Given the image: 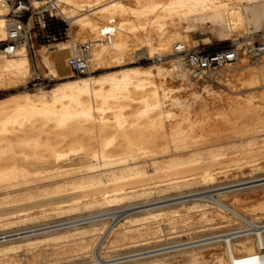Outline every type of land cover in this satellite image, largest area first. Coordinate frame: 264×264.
Here are the masks:
<instances>
[{
    "label": "bare ground",
    "instance_id": "1",
    "mask_svg": "<svg viewBox=\"0 0 264 264\" xmlns=\"http://www.w3.org/2000/svg\"><path fill=\"white\" fill-rule=\"evenodd\" d=\"M0 7L6 6L0 4ZM56 8L64 18L74 24L77 37L87 36L92 42L90 64L94 66L108 58L118 60L124 55L133 54L141 47L150 55L169 53L177 43L191 49L188 47L191 39L188 32L197 25L208 23L210 27L217 29V36L223 39H236L247 23L264 28V0H56ZM6 11L0 8V40L5 34ZM201 41L208 42L209 39L202 38ZM55 48L54 52L60 53L68 48V43L59 42ZM13 56L9 58L3 53L0 54V88L4 85L14 87L13 83L22 77L24 79L29 71L24 45L18 48ZM42 60L58 79L69 76L62 74L66 68V59L65 63L59 62L57 65L53 63L51 54L43 52ZM239 63L237 60V66L233 67L241 68ZM169 65L182 67L180 59H172ZM166 72L161 66L130 67L121 70L120 74L78 77L59 82L61 84L58 83L51 89L22 92L9 100H0V188L29 182L32 180L30 175L37 171V166L50 164L57 165L58 168L55 173L52 172L53 175L73 177L67 182L70 188H86L82 191L63 193L65 184H57L34 193L26 191L20 194L18 191L17 194L10 195L8 191L1 199L3 202H16L20 198L29 200L21 208L16 205L8 209L3 208L0 216L35 207L43 212L42 207L45 205H54V209L65 207L74 211L80 204L89 206L100 202L108 203L126 198L127 194L144 192L147 182L141 178L144 170L140 163L146 160L164 169V177L176 175L156 182L171 179L186 182L198 178L207 181L213 178L219 171L214 168L218 162L216 150H207L206 159L201 163L192 155L185 156L186 158L176 156L179 151L185 149L195 150L208 140L209 131L219 130L216 125L210 126L208 107L206 110L209 101L203 96L205 92L209 95L212 90L208 84H202L201 91L195 89L187 96L181 97L166 85ZM223 77H227L231 82L241 81L250 85L260 80L264 86V66L258 70L247 68L228 72ZM240 98L227 100L215 115L221 119L220 122L224 126L238 134L261 133L264 131V91L259 92L257 96L249 94ZM215 104L212 103V108ZM224 136L225 134H217L214 138L222 139ZM71 156H75L77 161L71 163L70 168L60 170L63 162L69 161ZM164 156L168 158L159 160ZM262 179L264 177L252 178L230 186ZM215 193L219 194L220 191ZM40 195L46 196L42 199L35 198ZM213 195L214 193H209L204 198L218 209L238 217L247 226L225 234L185 241L177 246L169 245L165 247L167 252L198 246L205 248L213 243L223 242L225 252L209 254V259L200 252L188 250L186 264H204L208 260L209 264H264V224L254 222ZM256 197H251L247 202L245 200L242 207L264 210V198ZM182 201L185 200L144 204L147 206L134 212L140 211L150 215L153 209L173 203L179 204ZM44 213L46 214L45 211ZM129 213L131 212L121 210L75 217V221L73 219L66 227L61 228L67 229L65 232L26 240L23 245L36 246L67 237L75 238L84 230L68 229L78 228L80 223L96 225L89 229L97 230L96 221L105 219L106 215L110 214L115 220ZM170 213L172 214V211ZM13 222L7 221L1 225ZM110 227L112 226L107 229ZM25 230L28 232L20 237L28 238L50 229L35 226ZM251 236L254 244L250 241ZM20 245L21 243L1 246L0 264H8L2 260H8ZM259 248L262 251H259ZM151 251L154 250L105 259L98 255L95 246L93 264L122 263L165 252L160 250L150 253ZM156 263L155 260H147L134 264Z\"/></svg>",
    "mask_w": 264,
    "mask_h": 264
},
{
    "label": "rangeland",
    "instance_id": "2",
    "mask_svg": "<svg viewBox=\"0 0 264 264\" xmlns=\"http://www.w3.org/2000/svg\"><path fill=\"white\" fill-rule=\"evenodd\" d=\"M235 5L239 6L237 3H235ZM0 8L6 11V7ZM52 13L53 15H56V18L53 19L62 25L61 31L57 32L54 38H47L44 32L40 33L37 30H35V34L32 33L31 41L25 46L26 56L29 63V71L24 79L22 77L20 79L21 81L18 80L19 82L16 81L13 83L14 87L9 88L7 87L8 85L1 87L0 100H9L18 96L22 92H37L39 90L51 89L52 87L58 85L59 82L62 83L66 80L78 77L120 74L121 70L130 67L149 68L161 66L163 70H167L165 74V81L167 82L166 85L169 86V88H172V91L174 90V93L181 97L187 96L192 90H200V86H202V84H208L211 88L213 93L209 92L208 95V93L205 92L203 96H205V99L209 101L208 105H206V110L207 107L208 110H211L212 103L213 105L216 103L211 110L212 112L208 110L207 112L211 117H209L210 126L214 127L216 125L215 127L219 130L217 132L209 131L208 140L199 145V147L195 150L186 151L185 149L184 151H179L176 156L186 158L192 155L198 158V161L201 163L206 159L207 150L214 149L218 154V162L214 165V168H216L215 171H219L216 172L213 178L207 181H202L198 178L196 180L186 182H176L177 179H171L166 182H156L167 177H175L176 175H168L167 177H164V169H160L156 165L151 164V161L146 160L140 163L141 168L144 170V174L141 178H144L146 180L144 181L147 182V184L144 185L146 187L144 191L145 193L135 192L133 194H127L128 197L126 198L108 203H95L97 205L92 204L85 206L80 204L74 211L67 210L65 207L61 209H54V205H49L50 207L45 205L42 208H44L46 214L44 211H40V208L35 207L26 211L16 212L12 215L7 214L0 216V233H5L10 231H21L27 228L30 229L35 226L40 227L41 225L51 224L56 221L72 219L75 217L79 218L80 216L85 217L94 214L96 215L98 213L100 214L121 210L131 212L124 217L115 219L114 221H112V217L109 216L110 214L106 215L105 219L96 221L95 223L97 224L99 230H90L89 228L96 225H87L88 223H80L77 225L80 227L75 229L69 227L71 228L68 229L70 231L84 230L79 236H75V238L67 237L54 242H49L47 244L43 242V244L40 243L36 246L23 245L26 240L65 232L67 229L64 228V230L57 229V231L56 229H50L47 231L48 234L47 232H44L28 238L19 237L18 239L15 238L6 242H1L0 247L9 244L21 243L20 247L17 248V251L13 253L11 257L7 258L8 260L3 259V262L6 261L8 264H89L95 260V246H97V252L100 257L109 259L139 253L146 250L150 251V249L159 248L176 242L183 243L193 239L225 234L247 226L246 223L238 217L236 218L234 215L218 209V207H216L212 202L204 198V196L209 193H214V198L221 200L229 206H233L244 216L253 219L254 222L264 223V210H250L249 208L242 207L245 200L247 202L251 199V197L255 198L257 196L256 198H258L260 196L259 198H264V183L261 184V181L258 180L259 182L252 181L230 186L231 184L243 182L252 178L264 177V131L261 133L255 132L256 134H238L237 132H233L224 126L222 122H220L221 119L215 115V112L220 111V107H222L221 105H225L227 100H238L240 97L243 98V96L245 97L249 94H255L257 96L259 92L264 91V86L261 85L260 80H257V83L250 85L241 81L231 82L227 79V77L222 78V76L228 72H236L247 68L258 70L259 67L264 66V55H262L260 60L254 61L249 59V57L245 54L241 53L237 59L240 61L238 65H240L241 68L236 69V67H233L237 66L236 60L233 63L226 64L220 68L207 71L201 77L193 76L190 73L189 69L183 62V54L176 51L175 48H172L169 53H154L150 55L146 52V50H144V47H141L139 50H136L135 53H130L128 55H124L122 58H119L120 60L108 58L101 64L94 66L90 64V47L92 44L90 39L87 36L77 37L75 35L74 24L71 23L69 19L64 18L58 10H53ZM192 30L188 32L189 39L191 38L188 47L211 50L225 45H244L251 35L264 30V28L255 27L254 24L247 23L244 31H242L244 33L241 32L239 34L240 36L238 35L236 39H223L218 37L217 29L210 27L208 23L202 26L197 25ZM47 33L52 35V31H49L48 29ZM4 36L5 34L2 39ZM202 38H208L209 41L202 42ZM194 40H196V42H193ZM63 41L68 43V48L60 53H55V45ZM103 41H105L104 38ZM79 43H88L90 45L88 50V69L84 74H78L72 71L64 61L70 53L69 49ZM176 45H178V43ZM43 52L44 54H51L53 63L57 65L59 62L65 63L66 68L62 71V74H69V76L63 79H58L54 76L42 60ZM7 57L10 58L14 56L7 55ZM172 59H180L182 67L170 66L169 62ZM226 68L230 71H226ZM218 75L221 77L219 78ZM203 93L204 92H202V94ZM194 105H196V103H194ZM215 107L217 108L215 109ZM217 134H225V136L222 139H216L214 137ZM166 158H168V156H164V158H160L159 160H165ZM76 161L77 158L75 156H71L69 161H64L63 167L59 169L70 168L71 166L69 165L71 163H75ZM56 168L57 165L53 164L37 166V171L30 175V179L32 180L29 182L11 186L12 188H0V211L4 210L3 208L8 209L15 205L21 208L29 200L20 198V200L16 202H3L1 199L8 191L10 192V195H14L15 193L17 194L18 191L20 194L26 191L34 193L44 188H51L57 184H65V190L62 191L63 193H68V191L73 192V190L82 191L86 189L82 188L81 190V188H70L67 182L72 180L73 177L53 175V173L58 170V168ZM76 176L78 177V175ZM218 191H220V193L216 194L215 192ZM189 194L190 196H187ZM181 195L185 197H179ZM45 196L46 195H40L35 198L42 199ZM181 200L185 201H182L179 204L173 203L161 208L153 209L150 215L140 211H137L138 213L134 212V210L136 211L144 206H147L144 204H150L158 201L160 202L159 204H164ZM65 209L66 211H64ZM170 211H172V214ZM7 221L14 222L3 226L1 225V223H6ZM81 226L83 227L81 228ZM109 226L112 227L107 229ZM87 234L89 235L86 236ZM249 238L254 244L253 237L251 236ZM208 246H205V248L204 246L201 248L198 246V248L192 247L170 252H167V248L163 247V249H154V251L150 252H159L160 250L165 251L160 255H151L140 259L112 264H134L136 262L147 260H155V262H157L156 264H186L187 254H189L188 250L193 249L196 252H200L206 257V259H209V254L214 252H225V244L223 242H216ZM204 264H209V260L205 261Z\"/></svg>",
    "mask_w": 264,
    "mask_h": 264
},
{
    "label": "built area",
    "instance_id": "3",
    "mask_svg": "<svg viewBox=\"0 0 264 264\" xmlns=\"http://www.w3.org/2000/svg\"><path fill=\"white\" fill-rule=\"evenodd\" d=\"M35 3H37V5H35ZM0 4L5 5L7 9L4 15L5 36L0 40V52L4 55H14L18 48L22 45L26 46L27 43L31 41L32 33L35 34V30L40 33L44 32L47 38L55 37L56 33L49 35L47 29L54 21H56L53 19L56 18V15H53L52 13L53 10H57L56 0H0ZM89 47L90 45L88 43H79L71 48L70 53L66 58V65L72 71L78 74H84L87 72L89 64ZM175 50L183 54V62L189 69L190 73L193 76L201 77L207 71L234 62L238 59L241 53L248 56L251 60H260L262 55H264V30L251 35L248 41L241 46L225 45L217 47L212 51H207L198 48L186 49L184 45L178 44L175 47ZM73 219L74 221L76 220V218L60 220L51 224L41 225L40 227L45 228V230L61 229L71 223L70 221ZM85 220L87 219L85 218ZM112 221H114V219H112ZM27 232L28 231L26 230H21L0 233V243L19 238ZM178 244H182V242H176L170 245L177 246ZM166 246H161L159 248ZM159 248H153L150 250ZM259 251H262V249L259 248ZM94 262L89 264H93Z\"/></svg>",
    "mask_w": 264,
    "mask_h": 264
},
{
    "label": "trees",
    "instance_id": "4",
    "mask_svg": "<svg viewBox=\"0 0 264 264\" xmlns=\"http://www.w3.org/2000/svg\"><path fill=\"white\" fill-rule=\"evenodd\" d=\"M61 26L57 21H54L49 27L48 30L52 31V33H57L59 31H61ZM220 47V46H219ZM214 49L211 50H207V51H212Z\"/></svg>",
    "mask_w": 264,
    "mask_h": 264
},
{
    "label": "water",
    "instance_id": "5",
    "mask_svg": "<svg viewBox=\"0 0 264 264\" xmlns=\"http://www.w3.org/2000/svg\"><path fill=\"white\" fill-rule=\"evenodd\" d=\"M259 181H261V182H264V179H262V180H259ZM259 181H258V182H259Z\"/></svg>",
    "mask_w": 264,
    "mask_h": 264
}]
</instances>
